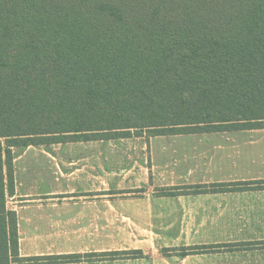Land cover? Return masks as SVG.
<instances>
[{"label":"trees","instance_id":"16d2710c","mask_svg":"<svg viewBox=\"0 0 264 264\" xmlns=\"http://www.w3.org/2000/svg\"><path fill=\"white\" fill-rule=\"evenodd\" d=\"M261 128L264 0H0V264L43 259L18 255L12 148Z\"/></svg>","mask_w":264,"mask_h":264},{"label":"crops","instance_id":"0c3cea01","mask_svg":"<svg viewBox=\"0 0 264 264\" xmlns=\"http://www.w3.org/2000/svg\"><path fill=\"white\" fill-rule=\"evenodd\" d=\"M12 155L5 207L16 216L18 255L43 258L23 264H264V188L211 190L264 181V128L29 145ZM130 250L141 255L102 256Z\"/></svg>","mask_w":264,"mask_h":264},{"label":"rangeland","instance_id":"374dc122","mask_svg":"<svg viewBox=\"0 0 264 264\" xmlns=\"http://www.w3.org/2000/svg\"><path fill=\"white\" fill-rule=\"evenodd\" d=\"M142 133H144V135L145 134H148V131H142ZM152 137V136H151ZM91 141H93V140H91ZM104 141H108V140H104ZM148 142V141H147ZM155 143H153V144H157L156 143V141H154ZM105 144H107V143H105ZM7 196V195H6ZM6 196H5V201H6Z\"/></svg>","mask_w":264,"mask_h":264}]
</instances>
